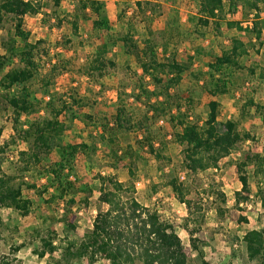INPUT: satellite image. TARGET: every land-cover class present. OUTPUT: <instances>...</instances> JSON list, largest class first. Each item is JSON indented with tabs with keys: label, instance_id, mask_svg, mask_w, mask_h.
Wrapping results in <instances>:
<instances>
[{
	"label": "trees",
	"instance_id": "trees-1",
	"mask_svg": "<svg viewBox=\"0 0 264 264\" xmlns=\"http://www.w3.org/2000/svg\"><path fill=\"white\" fill-rule=\"evenodd\" d=\"M76 1L77 8L71 15L66 18L58 16L57 19L59 26L67 21L75 35L80 31V21L91 22L96 50L82 69L89 82L88 93L97 89V85L103 88L104 80L114 78L118 69L122 68L125 76L119 81L121 89H129L130 95L142 107L131 112L125 104L120 103L112 124L106 114L82 112L84 107H92L97 98H91L89 94L84 97L76 88H70L67 92L53 90L54 77L63 68L58 61L52 62V58H43L41 52L48 53L47 49L42 48L46 40H29L24 28L25 17L40 14L46 1L0 0V24L6 17L13 23L8 37L2 38L4 51L0 52V71L7 69L0 78V94L3 109L12 115L15 131L10 140H0V153L6 154L10 144L16 146L18 139L29 144L28 149L18 151L16 172L3 171L0 174V209L13 208L19 216L26 217L39 203L38 200L50 206L52 213L42 216L39 225L31 226L33 232L26 228L23 232L31 237L30 245H34L33 253L38 256L60 252L55 264L83 257L93 263L105 259L110 264H190L175 224L136 197L139 162L145 159L147 153L159 160H169L164 154L167 142L164 125L159 124L161 121H167L175 128L171 134L182 147L184 167L194 175L199 171L217 169L220 161L230 157L240 142L252 137L241 129V123L251 115L252 108L260 112L264 104L253 96L242 95L236 101L238 116L222 120L221 102L217 97L226 94L235 96L236 88L243 86V72L255 76L260 69V77L264 78V66L258 68V63L249 66L245 63L251 50L261 54L264 47V0H195L199 7L188 16V25L182 29L183 40L193 43L196 38H205L212 29L217 36L223 35V25L229 30L244 32L245 38L237 35L229 37L227 44L220 43L221 53H215L204 45L195 46L198 59L208 55L211 60L206 62L207 71L203 68L190 71L193 81L187 90L183 89L184 74L193 64L179 61L176 51L164 56L159 53L166 36L158 35L152 28V18L148 16L149 12L153 14L160 9L158 0H131L138 7L139 15L145 17L144 34L138 30V21L132 17L123 21L124 31L113 32L106 0ZM54 2L60 5L61 0ZM137 34L141 35L143 44L136 38ZM159 37L162 38L161 42ZM72 41L67 37L65 44ZM119 45L125 54L134 59L135 67L117 60L115 48ZM48 65L50 69L42 75V68ZM35 80L41 81L39 89L33 86ZM197 88L214 98L208 102V117L202 122L193 118L191 113ZM39 92L47 95L44 106L47 115L29 119V115L38 112L41 106ZM23 116H27V119L22 120ZM76 119L86 127H100L101 131L92 130L86 136H80L78 142H65L60 130L72 127ZM1 132L2 129L0 137ZM131 133L138 134L135 146L130 142ZM122 138L127 143L124 154L129 161V178L122 181L115 173L97 174L101 181L97 214L92 228L83 236H78L77 225L70 220L72 207L80 196L85 204H89L94 189H81L70 180L75 161L82 154L94 169L93 160L99 153L109 161V166L116 169L121 160ZM37 139L40 142L38 148L34 149L32 143ZM42 162H46L44 175L47 182L39 184V180L32 181L28 176ZM249 165L254 167L253 176L257 179L255 196L264 209V150L237 161L238 179L242 187L235 191V199L237 203L251 199V176L246 170ZM167 183L178 201L193 212L192 200L188 199L191 188L178 178H172ZM26 190H33L35 196ZM48 192L50 195L46 196ZM222 197L225 201L224 195ZM59 205L63 211L57 216L55 208ZM219 211L223 213L221 208ZM58 223L66 224L70 233L60 236L53 229ZM14 227L18 232L22 229L18 224ZM183 227L189 233L192 248L201 257V264H211L205 258L204 249L198 245L196 234L200 227H191L190 214ZM243 240L249 259L264 261V227L247 231ZM26 245L24 241L13 246L12 250L19 251ZM0 262L11 264L9 260Z\"/></svg>",
	"mask_w": 264,
	"mask_h": 264
},
{
	"label": "rangeland",
	"instance_id": "rangeland-1",
	"mask_svg": "<svg viewBox=\"0 0 264 264\" xmlns=\"http://www.w3.org/2000/svg\"><path fill=\"white\" fill-rule=\"evenodd\" d=\"M45 1L46 4L43 6L40 14L25 17L24 28L29 40H46L42 48L47 49L48 53L41 52L43 58L45 60L52 58V62L58 61L63 68V71H60L61 73L54 77L51 88L59 92H67L70 88H76L84 97L89 94L88 96H92L91 98H97V102L92 107H84L82 112H90L98 115L106 114L110 118L111 124L113 123V116L120 103L125 104L131 112H135L142 107L130 95L129 89L127 91L121 89L119 81L122 76H125L122 68L118 69V73L114 78L104 80L105 84L103 88L100 89V85H97L95 87L97 89L92 91V93H88L87 87L89 86V82L86 75H83L82 69L96 50V44L94 43L95 36H92L91 22L86 20L80 21V31L78 35H75L73 28L67 21L59 26L57 17L66 18L67 15H71L76 10L78 2L76 0H61L60 5H56L54 0ZM158 2L160 4L158 12L153 14L149 12L148 16L152 18V28L158 35L163 34L166 36L165 43L159 47L160 55L164 56L165 54L176 51V58L179 61L197 64V66L193 65L184 74L183 89L187 90L193 81L190 76V71L199 68L207 71L208 67L206 66V62L211 60V57L208 55L202 56V61L198 59L194 47L201 43V45L204 44V46L208 47L209 50H213L215 53H221L220 43L225 44V40L229 37L224 33L223 35L217 36L212 29L205 38H196L193 43L185 41L182 39V29L188 25L187 19L189 14L198 10L199 6L196 1L158 0ZM106 8L111 20L113 32L118 33L124 31L125 23L123 21L132 17L138 21L137 28L144 34L145 17L139 15V10L135 2L131 0H106ZM262 23L264 29V12L262 13ZM11 29H13V23L9 17H6L4 22L0 24V52L4 51L2 38L8 37ZM223 32H227V30ZM67 37L72 38V43L65 44ZM102 38L105 40V36ZM136 38H138L140 44H143L141 35L137 34ZM159 38L161 42L162 38ZM205 39L209 43H203ZM115 52H123L120 45L115 48ZM123 60L121 59L120 62ZM245 63L248 66L258 63V68L264 66V47L262 48L261 54L251 50L245 59ZM6 69L0 71V78ZM49 69V65L43 67L42 75ZM259 72L260 69L257 70L255 76L243 72V86H239V89L236 88L234 92L235 96L233 94H226L217 97L221 102L220 119L229 120L238 116L239 110L236 101L242 95L253 96L256 100L264 104V78L260 77ZM33 86L39 89L41 81H33ZM99 89L100 91H98ZM187 95L188 92L186 91L185 96ZM46 96L42 92L38 93L41 106L38 112L29 115V119L47 115V110L44 107ZM194 98L191 113L193 118L202 122L208 117L209 108L207 104L214 98L198 88L195 89ZM2 102L0 94L1 142L10 140L15 133L12 115L9 111L3 109L4 104ZM26 117L23 116L22 120H26ZM159 124L164 125L163 133H166L165 140L167 142L164 154L166 156L165 158L168 156L169 160L156 159L150 153L145 155V159L139 162L136 197L144 205L157 209L163 218L175 224L183 239L186 252L190 258V264H201V257L198 251L192 248L189 233L183 227L189 214L191 227L193 225L200 227V231L196 234L199 239V247L204 249L207 245H211L212 247L215 245L214 250L218 249L221 251L215 257H210V250L207 249L208 259L220 263L219 261L221 260L227 261L231 254H236L243 260L248 254L243 237L249 230L264 227V209L259 199L255 196L257 179L253 176L254 167L252 165L246 167V170L251 176V199L246 202L237 203L235 191L240 190L242 184L238 179L236 163L237 161L250 157L254 152L264 150V109L257 112L256 109L252 108L251 115L241 123V129L246 130L252 136L251 138L240 142L230 157L220 161L217 169L211 168L206 171H199L196 175L188 173L184 167L182 147L172 135L175 128L167 121L160 122ZM91 131L92 127H86L82 121L76 119L72 127L60 130V134L65 142H78L81 140L80 136H86ZM136 135L138 134L131 133L130 135V142L134 146L136 145ZM161 135L163 137V134ZM39 142L40 139L34 140L32 147L37 149ZM121 144V160L116 169L109 166V161L102 158L99 153L95 155L93 160L94 169H91V164L82 154H79L75 161L74 171L69 176L70 180L74 181L81 189H86L87 187L94 189L89 204H85L80 196L77 197V203L72 207L73 210L70 213V220L77 225L78 236H83L92 228L93 219L97 214L96 204L100 196L99 188L101 187V181L97 177V174L101 173L105 175L115 173L122 181H126L129 178L127 171L129 161L124 154L127 148L125 138H122ZM28 148V143L18 139L16 146L10 144L6 154L0 153V174L3 171L8 173L16 172L15 162L18 159V151ZM45 165L46 162L38 165L28 178L32 181L39 180V184L46 183L47 178L44 175ZM172 178H178V180L183 181L191 188L188 199L192 200L193 212L189 211L185 204L178 201L175 193L168 185L167 182ZM26 192H29L33 197L35 196L33 190H26ZM86 194L88 195V193ZM49 195L50 193L48 192L46 196ZM222 195H224L225 201H223ZM38 202V204L34 205L33 211L26 217L19 216L13 208L3 207L0 209V261L9 260L11 264H55L56 260L60 258V252H56L54 255L47 254L44 257L33 253L34 245H30L29 241L31 237L26 235V232H23L24 228L28 229L30 233L33 232L31 226L39 225L42 216L52 213L50 206L41 200H38ZM220 208L223 213H220ZM55 209V214L60 216L63 207L59 205ZM15 224L22 226L21 231L18 232L15 230ZM53 229L57 230L60 236L70 233V228L63 223L54 225ZM24 241L27 244L25 247L19 251L12 250L13 246ZM260 260H254V264ZM244 262L242 261V264ZM0 264L3 263L0 262ZM62 264H110V262L103 259L93 263L88 258L83 257L80 260L64 261ZM136 264L141 263L138 262Z\"/></svg>",
	"mask_w": 264,
	"mask_h": 264
},
{
	"label": "crops",
	"instance_id": "crops-1",
	"mask_svg": "<svg viewBox=\"0 0 264 264\" xmlns=\"http://www.w3.org/2000/svg\"><path fill=\"white\" fill-rule=\"evenodd\" d=\"M222 30L223 31H225V30H227V32H223L225 35L227 34L228 35V37H231V36H235V35H237V36H240V37H242L243 39L245 38V33L244 32H238L237 30H235V29H231V30H229L225 25H223V27H222ZM263 32H264V29H263ZM263 35H264V33H263ZM228 40H229V38H227L226 40H225V42H226V44L228 43ZM224 42V43H225ZM203 43H209V41L207 40V39H205L204 40V42ZM199 45V44H198ZM200 45H201V43H200ZM202 45H204V44H202ZM180 52H181V50H179ZM178 51V52H179ZM194 52V51H193ZM251 52V51H250ZM115 55H116V57H117V60L120 62V60L122 59H124L123 61H121V63H124V62H127V63H129L132 67H135V61H134V59L131 57V56H129V55H127V54H125V53H123V52H115ZM194 66H197V64H193ZM207 68V67H206ZM139 71H140V69H138ZM214 248H215V245H213V247L211 246V245H207V247L206 248H204V253H205V258L211 263V264H242V261H245L243 264H254V260H250L249 259V257H248V254L246 255V258H244L243 260L241 259V257L240 256H237L236 254H231L230 255V257H229V259L227 260V261H225V260H221V261H219L220 263H218V262H213L212 260H210V259H208V255H207V249H209L210 250V253H209V256L210 257H215L216 255H218L221 251L220 250H218V249H216V250H214ZM256 264H264V261L263 260H260L258 263H256Z\"/></svg>",
	"mask_w": 264,
	"mask_h": 264
},
{
	"label": "built area",
	"instance_id": "built-area-1",
	"mask_svg": "<svg viewBox=\"0 0 264 264\" xmlns=\"http://www.w3.org/2000/svg\"><path fill=\"white\" fill-rule=\"evenodd\" d=\"M161 122H163V121H161ZM92 130H94V132H96V131H100V127H99L98 129H96V128H92Z\"/></svg>",
	"mask_w": 264,
	"mask_h": 264
}]
</instances>
